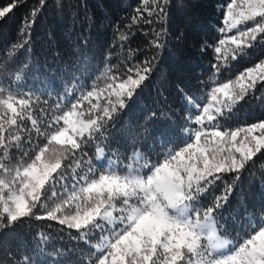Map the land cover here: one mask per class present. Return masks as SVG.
<instances>
[{
  "label": "snow or ice",
  "instance_id": "1",
  "mask_svg": "<svg viewBox=\"0 0 264 264\" xmlns=\"http://www.w3.org/2000/svg\"><path fill=\"white\" fill-rule=\"evenodd\" d=\"M21 2L10 0L0 6V19L14 13ZM40 4L43 6L44 0ZM143 4L146 7L137 9V16L147 11L148 17L155 14L164 21L169 14L170 0H143ZM226 8L225 27L220 31L227 39H219L217 54L223 50L227 57L228 53L243 52L258 36L264 41V0H230ZM36 12L33 9L30 15L35 17ZM145 22L153 21L145 18ZM25 23L31 27L34 20L25 18ZM234 29L236 32L228 36ZM161 34L157 32L152 42L157 49L164 46ZM121 39L127 37L122 35ZM226 44L229 47L222 49ZM154 60L130 65L125 78L106 72L103 87L82 91L45 129L35 127L45 143H29L31 152L25 151L21 137L14 135L22 126L20 121L37 124L31 112V97L12 90L5 95L0 86V152L13 161L15 154L10 150L19 152L15 163L0 159V232L26 219L56 221L75 229L77 238L95 249L88 264H264V217L251 223V231L243 238L234 240L228 238L217 215L246 166L255 162L257 154L264 155V122L247 128L221 126L225 109L230 112L249 89L255 90L257 77L264 83V62L247 68L235 79L216 84L206 97L186 95L189 119L196 127L188 130L182 146L169 149L153 162L150 155H143L135 146L131 157L124 155L121 159L120 154L111 155V142L98 143L95 160L99 163H90L74 177L79 190L74 186L67 197L58 192L57 185L66 190L62 183L66 180L65 169L79 165L76 156L87 155L89 143L110 135L107 130L115 126L127 101L151 77ZM101 93H106L103 105L99 103ZM60 107L63 105H57ZM192 109H196L194 114ZM27 140L31 142L32 136ZM70 155L73 161L65 165ZM127 160L131 162L124 163ZM229 174L231 181L226 180ZM217 182L223 185L222 194L212 195ZM205 200L210 202L205 204ZM9 264L35 261L25 256Z\"/></svg>",
  "mask_w": 264,
  "mask_h": 264
},
{
  "label": "trees",
  "instance_id": "2",
  "mask_svg": "<svg viewBox=\"0 0 264 264\" xmlns=\"http://www.w3.org/2000/svg\"><path fill=\"white\" fill-rule=\"evenodd\" d=\"M229 2L170 0L169 14L160 21L155 14L148 17L147 11L137 16V9L146 7L143 0H44L43 6L40 0H22L14 13L0 19V86L5 92L31 97L37 124L25 119L14 132L21 137L24 150L31 152L29 143L43 145L44 137L37 135L35 127L45 129L55 115L67 109L69 100L91 90L103 73L113 69L127 72L130 65L153 57L154 71L145 86L127 101L115 126L107 130V139L89 143L87 151L92 154L98 143L111 142V155L130 157L135 146L155 162L169 149L182 146L188 130L196 127L189 119L186 95L195 97L201 92L203 74L209 73L211 63L215 61L219 68L213 74L215 79L227 81L264 62L260 36L243 52L228 53L220 62L215 58L214 48L222 37L220 30ZM8 3L10 0H0V6ZM33 9L37 10L35 17L30 15ZM25 18L34 20L31 27ZM145 18L153 22L146 23ZM157 32H162L159 39L164 45L159 49L152 44ZM122 35L127 39H121ZM195 111L192 109L193 114ZM262 121L264 83L259 79L255 90L249 89L243 100L225 112L221 126L247 128ZM29 135L31 142L27 140ZM11 152L19 155L16 149ZM254 161L235 181L228 202L218 209L229 239L243 238L251 231L249 225L264 217V155L257 154ZM231 179L229 174L226 180ZM222 190L223 185L217 182L212 195L222 194ZM78 235L75 229L56 221L26 219L0 232V264H9L22 253L35 264H88L95 250Z\"/></svg>",
  "mask_w": 264,
  "mask_h": 264
},
{
  "label": "rangeland",
  "instance_id": "3",
  "mask_svg": "<svg viewBox=\"0 0 264 264\" xmlns=\"http://www.w3.org/2000/svg\"><path fill=\"white\" fill-rule=\"evenodd\" d=\"M225 15H226V13H225ZM224 27H225V25L223 24V27L222 28H224ZM242 27H246V26H242ZM235 32H236V30L234 29V30H232V32L228 33L227 35L228 36H231ZM221 38L227 39V37H225L224 33H222V37ZM216 46H219V43ZM231 46H234V45H231ZM227 47H229L228 44L222 46V49L223 48H227ZM214 54H215L214 56H215V58H217L218 62H220L221 59L223 57H225V54H224L223 50H222V53L217 54L215 52V48H214ZM216 66H217V63L215 61L212 62L211 65H210L209 73L203 74L201 92L198 93L195 97H197V98L206 97L207 96V93L210 91V89L212 87L216 86V84H218L220 82H228L230 80L229 79L227 81H217V79H215V77L213 76L214 72H216ZM110 73L113 74V75L119 74L122 78H125L126 75L128 74V72L122 71V70H119V69H113L112 71H110ZM237 76L238 75H236L232 79H235ZM257 80H259V77H257ZM104 83H105V73H103L100 76V78L98 80H96L92 84L91 90H92L93 87H95L96 89H99V88L103 87L104 86ZM6 94H7V92H5V95ZM105 95H106V93H101V95L99 97V103L102 104V105L105 103V100H104V96ZM96 102H97L96 98H93V103H96ZM226 111H227V109H225V112ZM262 122H264V121H262ZM258 123H261V122H256L254 124H258ZM254 124H251V125H249L247 127H250V126H252ZM256 134H258V133H256ZM10 152H11V150H10ZM96 155H97L96 148L94 149V151L92 152V154H90L87 151V155H77L75 159L79 161V165L77 166L76 164H72V167H68V168L65 169L66 180L65 181H62V183L66 185V190L64 188H61L60 185H57V190H58V192H60V194L62 196L67 197V195L70 194L71 191H73L74 186H75V190L76 191L79 190L78 180L77 179H74V177H77V174L78 173H82L84 170H86L90 163H92L93 165L96 164V163H99V162H97L95 160V156ZM0 159H2L5 163H10V162L15 163V162L19 161V155L16 154L15 155V161H13L11 159V156H5L4 153L0 152ZM72 161H73V157L70 155L69 156V159L66 160V161H64V164L65 165L70 164V163H72ZM130 162L131 161L128 160V162H126V163H130ZM121 167L123 168V164L121 165ZM49 203H51V201H49ZM25 256H28L31 260H33L27 253H22V254L18 255V257L16 259L22 260L23 257H25Z\"/></svg>",
  "mask_w": 264,
  "mask_h": 264
}]
</instances>
